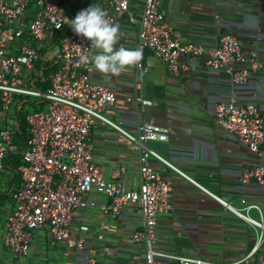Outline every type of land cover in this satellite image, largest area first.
<instances>
[{
  "label": "crops",
  "instance_id": "0c3cea01",
  "mask_svg": "<svg viewBox=\"0 0 264 264\" xmlns=\"http://www.w3.org/2000/svg\"><path fill=\"white\" fill-rule=\"evenodd\" d=\"M111 1L80 0L72 15L91 5L108 13ZM132 7L138 20L132 23L126 17L115 24L119 29L117 46L137 49L144 0H133ZM36 8L31 5L22 20L27 32ZM160 8L183 42L215 48L224 35H235L242 43L244 59L236 62L235 68L250 71L248 82L235 86L225 71L211 70L202 60L190 59L184 60L185 69L173 76L150 50L143 54L147 72L142 74L137 70L139 61L119 74H103L93 66L89 73L96 82L116 91L119 99H133L132 103L117 104L108 114L111 121L136 137L145 123L167 127L169 141H149L146 146L208 191L152 159L156 172L172 184V210L158 217L156 249L211 264H246L243 261L257 244L256 231L213 195L237 210L245 207L243 200L257 205L260 211L244 213L256 221L264 220V186L249 176L259 159L236 136L216 125L215 114L219 103L235 99L240 104H255L264 118V0H163ZM61 34L49 36L41 50L43 59L38 67L45 71L44 77L30 80L24 71L25 81L32 87L46 90L50 86L51 77L59 68L53 47L63 39ZM22 43L37 47L28 33L19 44ZM95 51L92 49V53ZM140 78L142 91L136 87ZM139 95L153 105L145 106L135 100ZM44 107L43 102L19 97L7 112L0 102V129H13L16 143L22 145L26 115ZM91 135L94 159L103 167L106 178L111 179L112 171L124 166L126 189H140L141 147L102 121L95 123ZM261 150L260 161L264 164V145ZM21 159L20 154L11 153L0 175V264H86L90 255L99 264H146L145 247L132 241L134 231L143 225L140 207L130 205L118 216L107 215L104 209L110 200L96 192L88 195L91 205L74 215L68 243H55L46 228L35 232L28 256L16 259L5 247V234L6 221L15 208L13 196L22 186L18 172ZM80 239H85L82 249L77 247ZM248 262L264 264V243ZM163 264L177 263L165 260Z\"/></svg>",
  "mask_w": 264,
  "mask_h": 264
},
{
  "label": "built area",
  "instance_id": "2783aa9c",
  "mask_svg": "<svg viewBox=\"0 0 264 264\" xmlns=\"http://www.w3.org/2000/svg\"><path fill=\"white\" fill-rule=\"evenodd\" d=\"M132 2L112 0L110 12L107 13L109 22L115 25L127 17L130 22L136 23L138 17ZM162 2L144 0L136 46L141 50L142 57L146 50H150L173 76L179 75L185 69L183 61L190 59L202 60L211 70L225 71L235 86L248 82L250 71L235 68L236 62L244 61L242 43L235 35H224L215 48L183 42L176 37L173 27L162 13ZM79 3L80 0H0L1 106L9 112L19 97L45 104L43 109L26 115L29 133L27 145L16 143L13 129H0V175L11 153L22 157L18 168L22 186L13 196L15 208L6 221L5 247L16 259L27 257L35 241V232L46 228L50 230L55 243H68L72 237L74 215L91 205L88 195L96 192L110 200L104 209L107 215L118 216L130 205L140 207L143 225L134 231L132 241L137 246L145 247L146 264H163L165 260L177 264H211L202 259L169 255L156 249L158 217L168 215L172 210V184L156 172L152 159L159 160L200 189L208 191L146 146L149 141H169L167 127L145 123L140 136L136 137L108 118L117 104L132 103L133 99H119L110 86L92 78L89 73L91 63H79L81 55L92 53L90 41L72 31L53 47L59 68L53 73L46 90L32 87L31 83L25 81L24 71L28 72L30 80L44 77L45 71L38 67L43 59L41 50L49 36L56 37L63 32L66 19L70 20ZM33 4L37 12L27 32L21 23ZM27 33L37 47L19 44ZM137 70L140 74L147 72L142 58ZM136 87L142 91V78ZM135 100L145 106L153 105L141 95ZM97 121L110 125L141 147L140 189H126L124 166L116 167L112 171V178L107 179L103 167L96 163L91 133ZM215 121L220 129L236 136L259 159L249 176L264 186V164L260 161L264 145V118L259 108L252 103L244 105L230 99L216 106ZM213 197L256 231V247L243 261L249 264L248 260L264 243V220L256 221L244 212L252 209L260 211L259 206L249 205L243 200L245 207L237 210L219 197ZM84 244L85 239H80L78 249H82ZM86 264H99V261L90 255Z\"/></svg>",
  "mask_w": 264,
  "mask_h": 264
},
{
  "label": "clouds",
  "instance_id": "9594fccd",
  "mask_svg": "<svg viewBox=\"0 0 264 264\" xmlns=\"http://www.w3.org/2000/svg\"><path fill=\"white\" fill-rule=\"evenodd\" d=\"M72 31L90 41L92 54H83L79 63L92 64L95 70L103 74H119L126 67L140 61L142 52L117 46L119 29L109 22L107 13L100 7L91 5L80 11L74 19L65 21Z\"/></svg>",
  "mask_w": 264,
  "mask_h": 264
},
{
  "label": "trees",
  "instance_id": "16d2710c",
  "mask_svg": "<svg viewBox=\"0 0 264 264\" xmlns=\"http://www.w3.org/2000/svg\"><path fill=\"white\" fill-rule=\"evenodd\" d=\"M77 14H73L71 17H70V20L74 19L75 16ZM72 32V29L70 28V25L69 24H66L62 34H61V38H65L66 36H68L70 33ZM52 69V68H51ZM24 134L22 139L24 140L23 144H26L29 142V133H28V130H27V123H26V127H25V130H23ZM21 164V163H20ZM20 166V165H19ZM19 168V167H18Z\"/></svg>",
  "mask_w": 264,
  "mask_h": 264
},
{
  "label": "rangeland",
  "instance_id": "374dc122",
  "mask_svg": "<svg viewBox=\"0 0 264 264\" xmlns=\"http://www.w3.org/2000/svg\"><path fill=\"white\" fill-rule=\"evenodd\" d=\"M34 100V99H33Z\"/></svg>",
  "mask_w": 264,
  "mask_h": 264
}]
</instances>
